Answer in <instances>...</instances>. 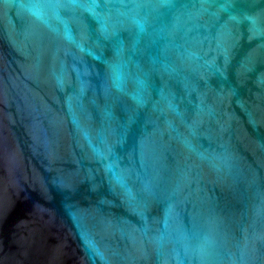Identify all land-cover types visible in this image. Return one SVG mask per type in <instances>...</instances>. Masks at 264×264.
Listing matches in <instances>:
<instances>
[{
  "label": "water",
  "instance_id": "95a60500",
  "mask_svg": "<svg viewBox=\"0 0 264 264\" xmlns=\"http://www.w3.org/2000/svg\"><path fill=\"white\" fill-rule=\"evenodd\" d=\"M0 264H264V0H0Z\"/></svg>",
  "mask_w": 264,
  "mask_h": 264
}]
</instances>
